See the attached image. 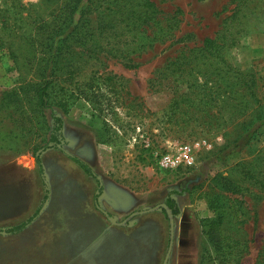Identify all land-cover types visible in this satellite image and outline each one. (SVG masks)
<instances>
[{
	"label": "rangeland",
	"instance_id": "rangeland-1",
	"mask_svg": "<svg viewBox=\"0 0 264 264\" xmlns=\"http://www.w3.org/2000/svg\"><path fill=\"white\" fill-rule=\"evenodd\" d=\"M69 1L15 0L21 15L11 20L13 0H0V231L26 222L41 201L47 202L45 212L51 205L56 209L40 219L37 214L17 234L0 233V264H63L62 248L88 239L73 235L77 223L70 228L59 212L65 178L78 182L79 206L90 203L93 193L116 223L125 221L112 225L104 217L101 227L109 226L91 245L110 237L119 254L127 250V262L163 263L170 225L159 205L169 192H178L167 264H219L204 234L205 221L217 216L223 219L224 243L239 241L234 249L239 264H256L264 246V0H250L249 9L237 7L239 0H151L162 29L144 27L145 46L124 54L129 61L104 53L99 61L82 60L100 67L96 77L115 75L123 88L76 89L59 80V86L49 87L50 101L61 100L66 110L51 104L40 113L32 86L39 80L35 28L63 21ZM97 5L84 23L94 31L101 23ZM85 6L86 0L78 4L79 10ZM79 10L75 23L83 21ZM227 26L235 38L223 56L226 67H221L231 69L227 74L218 70L202 77L198 84L206 89L159 77L171 61ZM103 41L93 36V42L79 37L72 43ZM64 65L65 60L67 71ZM51 113L63 122L57 148L49 143ZM70 156L85 162L93 175H85ZM167 157L172 160L166 164ZM83 217L87 230L96 232L99 220Z\"/></svg>",
	"mask_w": 264,
	"mask_h": 264
},
{
	"label": "trees",
	"instance_id": "trees-1",
	"mask_svg": "<svg viewBox=\"0 0 264 264\" xmlns=\"http://www.w3.org/2000/svg\"><path fill=\"white\" fill-rule=\"evenodd\" d=\"M14 1L12 4L13 9L10 11L11 20H16V16L21 15L20 7L15 5ZM80 2L82 0L69 1L66 5L69 8V15L66 14L63 21H61L60 17L56 21L52 20L48 25L44 24L39 28H35V30L37 29V34L40 36V58L37 60L39 65V80L32 86L35 94V108L40 113L51 104H55L63 111L66 110L61 100L54 103L50 101L51 92L48 91L49 87L52 84V89L59 86L57 85L59 80L74 83L76 89H81L82 87L83 89H109L110 92H113L114 89H118L117 86L123 88V84L115 75L106 74L102 76L99 73L96 77L95 75L100 71V67H87L89 60H82L85 59V56L88 58L93 56L94 58L92 59L99 61V57L103 53L113 58L128 59L125 56L123 57V55L137 52L145 46L146 29L144 27L162 29L159 27L156 18L159 11L151 0H86L85 9L79 10L78 4ZM249 2L250 0H239V4L236 6L249 9ZM96 5L98 9H101V23L94 31L89 29L84 23H87L90 9ZM64 8H62V12ZM78 10L80 17H83L81 23L73 21V15ZM173 20H176L175 17H173ZM166 27L169 30V25ZM229 29L230 26L223 28L214 38H205L200 46L189 49L187 53L171 61L164 70L165 72L159 74V77L165 78L169 76L173 77V80L185 81L191 84L190 89H206L205 83L201 86L198 84V81L202 77L205 78L207 75H213L218 70L224 74H227L231 70L225 69L226 65L224 63L226 61L223 58L225 52L235 45V38L228 33ZM93 36L99 37V40L101 37L106 43L104 41L91 45L87 43H72L74 39H78L79 37L86 39L89 37V41L93 42ZM158 39L160 40V38ZM176 41L180 42L181 40L178 39ZM72 58H75V61L71 60ZM80 59L81 62H79ZM64 60V66L67 68V71H64V67L62 66ZM222 64L225 67H221ZM46 71H48L47 75L45 74ZM166 72L169 74H166ZM83 74L86 76V79L84 77L80 78ZM191 75L192 78L189 80L188 77ZM63 76H66V78ZM74 76L77 79L72 82L71 80ZM60 89H65V87H60ZM192 93L194 94V91L190 92V94ZM50 118L52 119V128L49 143L57 148L59 144L58 137L61 136L63 122L61 117L55 113H51ZM48 146L49 144L44 149ZM70 157L86 175H93L90 167L85 162L78 157ZM35 161L41 177L43 169L39 155L35 156ZM179 194L178 192H169L164 200L174 217L179 213L174 195ZM37 214L38 212H35L26 222H22L5 231H0V233L17 234L23 231L26 225ZM222 224L223 219L219 216L206 220L204 223V234L215 256L219 259V264H239V251L234 250L239 241L229 238L224 243L220 229ZM256 264H264V246L260 251Z\"/></svg>",
	"mask_w": 264,
	"mask_h": 264
},
{
	"label": "crops",
	"instance_id": "crops-1",
	"mask_svg": "<svg viewBox=\"0 0 264 264\" xmlns=\"http://www.w3.org/2000/svg\"><path fill=\"white\" fill-rule=\"evenodd\" d=\"M66 176L67 178L69 177V175H66ZM77 183H74L73 185L72 182H69L66 178H65V181H63L64 189L62 190L61 198H59V201L61 200L59 212H61L60 213L62 214L61 216H64L63 218L68 221L69 223L68 225L70 228L74 227V226L73 227L70 226L72 223H77L76 228L78 229L73 228L74 230L71 231L73 232V235H76L78 238L85 237L88 239L85 242H83V245H78V246L69 245V246L63 247L62 251L60 252L62 263L63 264H138V262H134V261L127 262V257H126L127 250L124 249L119 254L120 252L119 249L115 247L116 245L112 244V239H110V237H107V239L102 245H91L92 242L96 238L102 235V233L107 229V226H109L107 225L105 228L101 227L102 221L105 220L104 217H107V219L111 218L109 216L110 211L106 207H103L100 201L99 203H101V207H100V204L98 205L96 203L95 196H93L94 195L93 193L91 194L92 197L90 198V203H88V200H87L85 206H79V200L77 199L80 197V195L78 193V189H77L78 187L75 188V185ZM102 196H104V194H102ZM39 200L40 199H38L37 201L39 202ZM58 203H59L58 201L55 202V204H57V211H58V206H59ZM42 204L43 203L41 201L40 205L37 206V208H33L30 210L28 214V219H30L33 216V214H35V212H38V214L40 213L39 214V219H40L42 218L43 215H46V214L52 215L51 212L53 210H56L51 205V208L45 212L47 202L45 201V203L43 204V207L40 209V206H42ZM127 207L128 206L125 203V208ZM97 213L99 215H97ZM83 216H87V218H89L88 219L89 222L95 219L99 220L98 230L96 229L97 230L96 232L93 231L91 233L90 229L87 230V226L85 223L87 219L84 218ZM108 221H110V219ZM79 222L81 223L79 224ZM110 223L112 225H115L112 222ZM79 229L83 231H80ZM76 230L80 231L79 235L77 234ZM73 235L67 234V237H71ZM57 251L58 250H56V247L52 249V253L57 254ZM143 251L144 250H142V253ZM122 254H123V257H120ZM128 254L131 259H134L129 251H128Z\"/></svg>",
	"mask_w": 264,
	"mask_h": 264
},
{
	"label": "water",
	"instance_id": "water-1",
	"mask_svg": "<svg viewBox=\"0 0 264 264\" xmlns=\"http://www.w3.org/2000/svg\"><path fill=\"white\" fill-rule=\"evenodd\" d=\"M59 146V145H58ZM161 208L165 209L166 212H167V215H168V218H169V225H170V241H169V247H168V252L167 254L165 255V258L163 260V263L162 264H167V261H168V258H169V254H170V251H171V246H172V243H173V229H174V219H173V215L171 214L170 210L167 208V206L165 204H161L159 205ZM158 206V207H159ZM157 206L155 208H152V209H146V210H141L139 211L138 213H134L132 214L131 216H134L135 214H144V213H148V212H151L155 209L158 208ZM104 212V211H103ZM105 213V212H104ZM106 214V213H105ZM110 221L113 223V224H118V225H123V222L121 223H116L112 218H109Z\"/></svg>",
	"mask_w": 264,
	"mask_h": 264
},
{
	"label": "built area",
	"instance_id": "built-area-1",
	"mask_svg": "<svg viewBox=\"0 0 264 264\" xmlns=\"http://www.w3.org/2000/svg\"><path fill=\"white\" fill-rule=\"evenodd\" d=\"M172 159H170L169 157H167L166 159H165V163L167 164L168 162H170Z\"/></svg>",
	"mask_w": 264,
	"mask_h": 264
}]
</instances>
